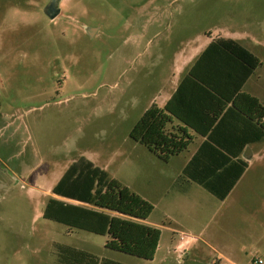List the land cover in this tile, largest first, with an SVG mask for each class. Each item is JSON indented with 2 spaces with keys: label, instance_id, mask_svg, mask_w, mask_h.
Segmentation results:
<instances>
[{
  "label": "rangeland",
  "instance_id": "374dc122",
  "mask_svg": "<svg viewBox=\"0 0 264 264\" xmlns=\"http://www.w3.org/2000/svg\"><path fill=\"white\" fill-rule=\"evenodd\" d=\"M59 1L52 20L50 0H0V264H61L66 247L124 264H264V141L226 200L195 185L208 217L186 220L174 179L195 144L165 165L130 136L217 38L259 58L244 92L264 103V0ZM84 161L153 205L152 260L44 218L52 189Z\"/></svg>",
  "mask_w": 264,
  "mask_h": 264
},
{
  "label": "trees",
  "instance_id": "16d2710c",
  "mask_svg": "<svg viewBox=\"0 0 264 264\" xmlns=\"http://www.w3.org/2000/svg\"><path fill=\"white\" fill-rule=\"evenodd\" d=\"M238 41H211L187 72L168 103L152 104L133 127L131 138L168 162L186 151L193 133L205 138L184 176L220 201L230 195L248 168L242 158L250 144L264 141V103L243 87L260 66ZM176 120L180 128H169ZM44 218L108 236L106 247L152 260L160 230L146 223L153 205L100 168L84 161L72 166L52 189ZM61 264H124L66 247Z\"/></svg>",
  "mask_w": 264,
  "mask_h": 264
},
{
  "label": "crops",
  "instance_id": "0c3cea01",
  "mask_svg": "<svg viewBox=\"0 0 264 264\" xmlns=\"http://www.w3.org/2000/svg\"><path fill=\"white\" fill-rule=\"evenodd\" d=\"M185 76H186V74L184 75V77ZM184 77H182L181 79H179L178 82L172 86V88L168 91L169 92L168 94H165L164 95L163 92H165V91L164 90L163 91H160V108H163L168 103V101L172 98V96L176 92L179 84L182 82V80H183ZM251 77L248 79V81L251 79ZM248 81L245 83V85L243 87V91H244V88L246 87ZM245 93H247V92H245ZM153 104H156V102H154ZM173 127L180 128V123L178 121L174 120L173 121V124L170 125L169 128L172 130ZM189 133L192 135L193 140H192V143L190 144V146L188 147V149L186 151L182 152L179 155H176V156L171 157L168 162H164V161H162L160 159V163H165V165L171 164L172 161H174L173 159H179V157H181V155H183V153H185V152H187L189 150V148L191 147V145H194L195 144L194 150L192 151L190 157L181 165V168H180V170H179V172L177 173V176H176L177 179H174L175 180L174 181L175 183L180 180L182 182V186L176 191V194L175 195L178 197L179 200H178V202L173 203V205L179 207V209H181L183 211V213H185L187 215L186 216V220H206L207 217H208V210H209V208H208V201L203 202V200H207V197L205 198V196L202 195V193L200 192V190L198 191V188H196V186H195V185H197V186L201 187L200 185L192 182L191 180H189L188 178H186L184 176V169H185V167L187 166V164L189 163V161L192 159V157L194 156V154L196 153V151L198 150V148L200 147V145L203 143V141L205 140V138H203L200 135H197V134L193 133L192 131H189ZM259 143H261V142H259ZM259 143L250 144L247 147V149L245 150V152L243 153V155H242V158L248 162V165L249 166H250V162L253 159V157H251V146L252 145H255V144H259ZM249 166H248V168H249ZM245 173H244V175H245ZM243 176H242V178H243ZM197 191L199 192V193H197L198 195H196L194 193V192H197ZM175 209H176V207H175ZM165 215L167 216V218H169L170 213H166ZM146 223L148 224L147 221H146Z\"/></svg>",
  "mask_w": 264,
  "mask_h": 264
},
{
  "label": "water",
  "instance_id": "95a60500",
  "mask_svg": "<svg viewBox=\"0 0 264 264\" xmlns=\"http://www.w3.org/2000/svg\"><path fill=\"white\" fill-rule=\"evenodd\" d=\"M59 0H50L48 5L44 9V13L52 20L56 19L60 15ZM89 32L92 33L93 30L89 29Z\"/></svg>",
  "mask_w": 264,
  "mask_h": 264
},
{
  "label": "built area",
  "instance_id": "2783aa9c",
  "mask_svg": "<svg viewBox=\"0 0 264 264\" xmlns=\"http://www.w3.org/2000/svg\"><path fill=\"white\" fill-rule=\"evenodd\" d=\"M180 241L181 244L179 245V249H182L185 244H188V240L186 239L184 234H181ZM262 263L263 262L261 260H255V264H262Z\"/></svg>",
  "mask_w": 264,
  "mask_h": 264
}]
</instances>
